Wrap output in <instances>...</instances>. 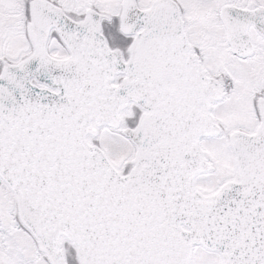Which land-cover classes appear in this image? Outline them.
<instances>
[{"label": "snow or ice", "instance_id": "6c2138e0", "mask_svg": "<svg viewBox=\"0 0 264 264\" xmlns=\"http://www.w3.org/2000/svg\"><path fill=\"white\" fill-rule=\"evenodd\" d=\"M0 264H264V0H0Z\"/></svg>", "mask_w": 264, "mask_h": 264}]
</instances>
